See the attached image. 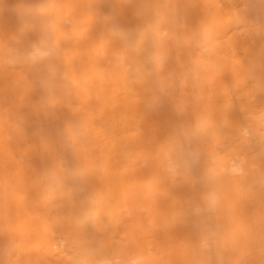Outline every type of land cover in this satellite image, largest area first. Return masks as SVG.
Listing matches in <instances>:
<instances>
[{
  "label": "bare ground",
  "instance_id": "6f19581e",
  "mask_svg": "<svg viewBox=\"0 0 264 264\" xmlns=\"http://www.w3.org/2000/svg\"><path fill=\"white\" fill-rule=\"evenodd\" d=\"M0 264H264V0H0Z\"/></svg>",
  "mask_w": 264,
  "mask_h": 264
}]
</instances>
